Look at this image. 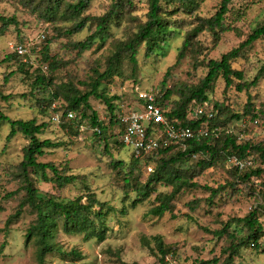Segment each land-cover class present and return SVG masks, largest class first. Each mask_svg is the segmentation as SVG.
<instances>
[{
	"label": "rangeland",
	"instance_id": "374dc122",
	"mask_svg": "<svg viewBox=\"0 0 264 264\" xmlns=\"http://www.w3.org/2000/svg\"><path fill=\"white\" fill-rule=\"evenodd\" d=\"M71 1L74 2L63 1L62 11L66 8L65 4ZM116 1L91 0L88 9L82 14V17L91 18L86 27L81 32L68 35L66 29L71 28L74 21L68 17L63 18L65 12L47 20L43 16L44 5H38V0H0V13L16 16L19 21V25H11L0 35V61L7 54H14L12 61L0 64V93L10 96L9 99L0 96V111L11 118L28 120L36 117L40 122H50L41 137L51 138L61 143V146L51 149L42 160L53 161L66 173L79 176L74 183L62 188L39 179L35 185L63 200L93 191L101 201L115 208L106 217L107 236L104 241L96 238L85 240L83 235L66 234L61 231L60 224L55 237L50 240L54 250L46 255L45 264H161L155 236H160L166 248L171 249L168 256L175 264H200L201 260L214 256H219L223 261L226 254L222 250L231 244L230 238L216 236L204 228L220 229L226 222L246 215L260 203L259 200L246 198L241 191L236 194L225 191V196L218 194L211 200L210 192L204 186L216 187L222 184L223 179L227 178L223 169H209L195 175L193 180L199 186L184 188L174 198L173 213L167 211L162 216L153 215L150 210L157 204V193L136 207L132 206L137 194L135 187L146 181L149 171L141 162L129 173L133 161L131 149L121 146L122 143L116 144L115 141L121 136L120 127L118 123H109L111 112L102 100L94 96L90 98L93 109L106 126L102 135L94 133L88 119L83 120L84 129L79 127L78 130L75 127L73 131L51 121L57 108L66 104L64 93L70 88L79 92L89 90V84L97 72L107 70L109 60L117 48L130 39L147 20L149 0H133L131 5L123 3L120 16L111 22L110 34L104 44L101 45L97 39L84 52L75 50L72 42L85 40L96 29L93 18L109 11ZM221 1L197 0L198 8L193 13L180 8L177 3L166 6L169 10H175L170 17L174 33L168 37L167 46L147 58L146 45H139L136 67L126 53L111 63L114 73L102 81V90L109 96L119 97L115 100L118 104L116 112L129 115L139 110L136 88H173L174 96H177L178 89L197 84L201 76L207 73L201 61L206 52L207 59H220L222 54L239 46L254 28L264 24V0H234L227 17L232 30L222 33L217 42L210 34L200 35L204 47L195 42V46L186 52L185 58L176 63L187 31L193 28L199 16L209 17L214 14ZM40 34L46 37L43 39ZM25 40L32 43L27 61L19 57L11 47ZM47 44L53 62L57 64L56 68L44 61L42 51ZM201 50L203 53H200ZM263 64L264 37L232 60V67L242 70L248 82L254 79ZM21 69L22 72L19 71ZM11 70L17 71L5 82L4 75ZM37 74L52 79L49 89L58 91L60 96L53 99L51 92L32 91V82ZM237 83L235 80L232 87L225 88L224 79L219 78L209 95L212 100L223 102L240 112H243L245 104L250 100L251 108L247 114L251 115L253 108H258L264 122V77L249 91H238L235 88ZM53 103L57 104V108L53 107ZM74 112L77 119L72 120H80V113ZM9 130L10 124L3 123L0 128V264H38L37 238L26 242V233L36 219V214L27 205L19 217L7 222L18 208V197L26 193L22 189L23 177L19 174L18 164L23 158V147L29 141L22 133H18L7 142ZM262 136L264 134L254 138L261 140ZM106 142L110 144L109 151L105 150ZM111 160L115 163L122 161L123 164L114 167ZM178 167L188 171L186 176L199 172L195 159L179 163ZM157 189L159 193L170 192L172 186L160 183ZM12 191L17 194L7 197ZM193 200H197V203H193ZM241 226L234 221L229 230ZM244 234L245 229H242L239 238ZM233 264H264V249L243 247Z\"/></svg>",
	"mask_w": 264,
	"mask_h": 264
},
{
	"label": "trees",
	"instance_id": "16d2710c",
	"mask_svg": "<svg viewBox=\"0 0 264 264\" xmlns=\"http://www.w3.org/2000/svg\"><path fill=\"white\" fill-rule=\"evenodd\" d=\"M63 1L38 0V5H44L43 16L47 20H52L57 14L65 12L63 18L68 17L74 21L73 26L66 29L68 35L81 32L91 19L89 16L82 17L83 12L88 9L91 0L68 2L65 4L66 8L62 11ZM233 2L234 0H222L214 14L209 17L199 16L197 23L192 29L187 31L182 46L179 48L176 63H180L185 58L186 52L195 46V42L204 47L203 41L199 37L200 35L204 33L210 34L214 38V41L217 42L222 33L232 30V24L227 21V17ZM123 3L131 5L133 0H117L109 11L93 18L96 22V29L85 40L72 42V47L81 53L88 49L97 39L100 40L101 45L104 44L110 34L111 22L120 16V9ZM176 3L180 8L188 9L190 13L195 12L198 8L197 0H149L147 20L141 24L138 31L130 39L123 42L117 48L116 53L109 60L107 70L102 73L97 72L96 77L89 84V90L79 92L76 89L70 88L68 92L64 93L66 99L65 106L62 105L59 108L56 106V113L62 114L63 119L59 123H56L54 120L51 121L62 125L67 130L73 131L75 127L79 130L81 124L83 125V120L88 119L91 126H98L101 129L100 133L97 131H94V133L102 135L106 126L91 105L90 98L94 96L102 100L111 112L109 123L111 125L119 124L121 139L124 132V124L120 120V115L125 114L116 112L118 104L115 103V100L119 97L109 96L103 91L102 81L114 73L111 63L118 60L123 53L129 54L134 67H136V54L139 45L142 43L146 45L145 56L147 58L155 55L167 46L168 37L174 33V25L170 17H172L175 10H169L166 6H173ZM11 25H19L16 16H5L0 13V35H3ZM43 35L45 38L46 35ZM262 37H264V24L254 28L239 46L222 54L220 59H207L208 52H206V56L201 61L207 68V73L201 76L197 84L178 89L177 96H174L175 92L173 88H161L160 90L163 95L159 98V104L166 111V115L171 119H177L174 121H180L183 125L196 127L199 122L207 118L204 117L202 120L189 118L190 109L194 107V102L202 103L210 101L218 109L216 118L208 120L212 126L229 125V123H235L241 117L246 116H258L261 124L264 125V122L261 120L260 110L257 113L255 112L257 109L253 108L251 115L247 114L251 108L250 100L245 104L243 112H240L234 111L230 105L212 100L209 95L219 78L224 79L225 88L232 87L235 80H237L238 83L235 84V88L241 92L244 90L249 91L264 77V64L250 82L245 80L242 70L232 67V60L239 57L247 47ZM205 47L208 48L207 45ZM200 53H203V50ZM42 54L44 61L48 62L53 68L57 67L56 62H53L54 59L50 55L49 44L43 48ZM29 55V53L26 54L27 57ZM18 56L24 58L23 56ZM13 59L14 54H7L0 61V64L12 61ZM16 71L11 70L7 75H4L5 82H8ZM19 71L22 72V69ZM51 85L52 79L46 78L45 75L37 74L31 88L32 91L39 90L41 93L51 92L50 94L53 99L59 97L58 91L55 92L49 89ZM0 96L4 99L10 98V96H4L2 93H0ZM69 111L79 112L80 120H66L65 117ZM5 122L10 124V130L6 137L7 142L18 133H22L29 140L28 144L23 147V158L18 164L20 169L19 174L23 177L22 189L26 193L18 197V208L9 216L7 222L19 217L27 205L36 214V219L30 224L26 233V242L28 243L34 237L37 238L38 264H45L46 255L54 250V246H52L50 240L55 237L60 224L61 231L66 234L83 235L85 240L96 238L98 241H104L107 236L106 217L110 211L115 210L114 206L108 204L106 201H101L93 191L87 195L81 194L74 198L63 200L44 192L35 185V182L39 179L43 182H51L57 187L62 188L67 184L74 183L79 178L76 174L66 173L53 161L42 160V157L51 151V149L61 146V143L55 142L51 138L41 137L50 125V122H40L36 117L28 120L11 118L0 111V128ZM254 137L256 136L250 132L242 140H237L235 136L227 133H223L216 139L213 137L202 138L200 140L192 139L186 143V148L171 145L166 149L162 148L154 156L149 155L145 161L135 158L131 153L133 161L131 162L129 173H132L133 167L141 162L144 166H154L152 171L149 172L146 181L135 187L137 194L136 198L132 201V206L136 207L138 203L157 193V204L151 208L150 213L162 216L167 211L172 212V201L184 188L199 186L198 182L193 180L195 175L209 169L215 171L217 170L216 168H220L221 170L223 169L222 172L227 176V178L223 179V183H219L216 187L204 186L210 192L209 198L211 200L218 194L225 196V191H229L232 194L241 191L246 198L255 201L259 200L258 202L260 203L251 208L246 215L226 222L220 229L210 230L209 228H204L216 236L230 238L231 244L222 250L226 254V258L223 261L220 260L219 256H214L208 260H201L200 264H233L235 257L239 255L243 247L251 246L256 249H264V245H262L264 244V142L255 140ZM120 139L115 141L116 144L122 143L121 146L125 145L123 142H120ZM109 146L110 144L106 142V151H109ZM252 154L255 155L254 166L243 170L225 168V163L230 157L247 158ZM188 159H195L196 165L199 167V172L193 173L191 176H186L188 171H183V169L178 167L179 163L182 164ZM111 161L114 163V167L123 164L122 161H117L116 163L113 160ZM160 183L172 186V190L170 192H157V185ZM16 194V191H12L7 194V197ZM193 203H197V200H193ZM234 221L238 225L243 226L230 231V224ZM242 229H245V234L239 238ZM155 239L157 240L158 249L161 254L159 261L161 264H166V257L171 252V249L166 248L160 236H155ZM57 250L60 251V248ZM131 264L138 263L133 262Z\"/></svg>",
	"mask_w": 264,
	"mask_h": 264
},
{
	"label": "built area",
	"instance_id": "2783aa9c",
	"mask_svg": "<svg viewBox=\"0 0 264 264\" xmlns=\"http://www.w3.org/2000/svg\"><path fill=\"white\" fill-rule=\"evenodd\" d=\"M44 38V35H41ZM32 43L29 40L12 44L14 51L25 58L29 53V46ZM137 100L139 101V110L134 111L129 115H120V120L124 124V132L121 137L125 146L131 149V153L137 159L144 160L149 156H154L162 148L166 149L171 145H178L186 148V143L189 140L202 138H219L223 133L233 135L237 140H242L247 137L248 133L259 137L264 134V125L261 124L258 116L241 117L235 123H229L224 126H212L208 120H214L218 114V109L210 101L202 103L194 102V107L190 109L189 118L193 120H202L196 127L183 125L177 119H171L166 115V111L159 104V98L163 95L162 92L155 88H136ZM57 104L53 103L56 108ZM259 109L255 112L258 113ZM65 117V116H64ZM76 118L74 111H69L65 117L66 120ZM63 119V115L55 113L53 120L59 123ZM84 129L85 126L81 125ZM93 131L101 132V129L96 126ZM261 142H264V136L261 137ZM255 155H249L247 158L230 157L226 163V169L245 168L255 165ZM153 166L147 165V170L152 171ZM166 264H175L172 259L167 256Z\"/></svg>",
	"mask_w": 264,
	"mask_h": 264
}]
</instances>
